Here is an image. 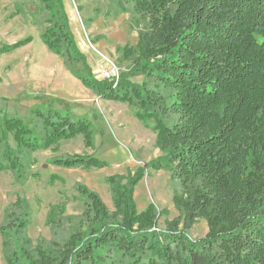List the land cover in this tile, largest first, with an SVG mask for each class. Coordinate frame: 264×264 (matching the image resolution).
Segmentation results:
<instances>
[{
    "label": "trees",
    "instance_id": "trees-1",
    "mask_svg": "<svg viewBox=\"0 0 264 264\" xmlns=\"http://www.w3.org/2000/svg\"><path fill=\"white\" fill-rule=\"evenodd\" d=\"M39 1L47 13L41 43L85 87L129 105L139 122H151L165 156L133 175L106 178L112 211L78 185L83 211L65 236L50 243L27 236L29 212L17 199L0 226L5 263L264 264V0H121L147 27L133 48H124L131 68L116 86L94 77L63 0ZM31 42L26 37L3 44L0 53ZM132 76L149 82L140 85ZM30 115L0 118V172L23 180L29 155L57 153L62 142L78 136L93 149L96 134L87 117L51 108H34ZM53 165L89 171L109 163L73 154ZM147 168L169 171L184 189L175 195L183 220L166 231L158 230L152 203L139 212L133 200ZM56 182L64 179L52 175L49 184ZM198 218L208 231L193 242L186 232Z\"/></svg>",
    "mask_w": 264,
    "mask_h": 264
},
{
    "label": "rangeland",
    "instance_id": "rangeland-1",
    "mask_svg": "<svg viewBox=\"0 0 264 264\" xmlns=\"http://www.w3.org/2000/svg\"><path fill=\"white\" fill-rule=\"evenodd\" d=\"M63 4L76 46L94 77L101 80V72L113 67L119 76L128 73L131 61L124 48L136 45L139 35L146 30V23L121 0H63ZM46 18L39 0H0V46L32 38L30 44L19 50L0 53V118L8 115L29 120L34 108L66 110L75 116L87 117L96 135L93 149H86L82 137L78 136L62 142L57 153L41 150L29 155L23 180L17 181L12 172H0V226L5 223L6 211L20 199L29 212L27 236L33 243L39 239L50 243L66 235L83 211L76 191L78 185L97 193L112 211L106 178L115 174L133 175L138 168L165 156L155 145L151 122H139L129 105L104 100L85 87L64 66L63 60L41 43L39 34ZM129 79L140 85L149 82L141 76ZM73 154L94 155L109 166L84 171L53 165L55 158ZM52 175L64 179V183L50 185ZM183 192L169 171L147 168L134 189L133 200L139 212L152 203L158 213V230L166 231L171 222L183 220L175 198ZM207 231L206 220L198 218L186 235L198 242ZM0 264H6L1 235Z\"/></svg>",
    "mask_w": 264,
    "mask_h": 264
},
{
    "label": "built area",
    "instance_id": "built-area-1",
    "mask_svg": "<svg viewBox=\"0 0 264 264\" xmlns=\"http://www.w3.org/2000/svg\"><path fill=\"white\" fill-rule=\"evenodd\" d=\"M101 80H112L114 81V86H116L118 79H119V74L117 70L113 67L109 70H104L101 72Z\"/></svg>",
    "mask_w": 264,
    "mask_h": 264
}]
</instances>
